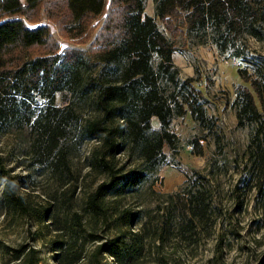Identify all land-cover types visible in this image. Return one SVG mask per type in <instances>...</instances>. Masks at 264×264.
Here are the masks:
<instances>
[{
    "label": "rangeland",
    "instance_id": "374dc122",
    "mask_svg": "<svg viewBox=\"0 0 264 264\" xmlns=\"http://www.w3.org/2000/svg\"><path fill=\"white\" fill-rule=\"evenodd\" d=\"M109 9L110 0H106L103 13L88 18L85 31L77 35L68 33L71 26L62 27L41 7L25 21L30 28L46 26L50 40L46 47L32 50V56L75 49L90 61L88 73L92 75V49ZM144 12L154 18L153 0H144ZM155 21L175 45L176 79L182 83L192 78V86L201 92L199 102L209 128L199 125L188 112L173 117L169 131L177 139L176 148L171 151L164 145V164L155 172L146 170L129 146L123 148L115 159L116 169L121 174L143 171L145 180L125 195L108 196V214L98 220L86 206L88 196L107 181L93 166V151L99 142L84 136L86 123L97 116L93 93L78 98L58 94L52 106L57 111L52 112L70 116L53 151L46 137L37 136L31 127L0 134V163L18 183V194L34 210L24 215L9 208L3 200L5 187L0 176V264H19L5 247L17 249L20 245L36 250L37 264H60L58 259L68 247L70 255L83 257L78 264H90L97 247L108 246L116 237L130 241L135 234L143 248L123 264H264V175L248 151L258 126L239 127L236 119L237 94L244 89L253 96L264 123V23L259 26L260 39L245 32L227 36L228 46L222 50L211 27L170 37L157 18ZM157 64L154 56L152 65L156 68ZM253 82L263 92L262 105ZM161 85L166 93L176 91L174 84L163 79ZM71 105L74 111L68 109ZM31 107L33 117H40L47 102L36 96ZM151 125L159 130L156 118ZM61 155L65 157L62 163ZM189 187L206 192L210 211L194 232L184 234L187 207L182 198L187 199L184 195ZM176 193L180 197L168 198ZM125 210L134 215L130 226L121 225L118 217ZM42 212L48 215L41 221L37 214ZM51 213L55 221L50 219ZM98 257L103 264H122L104 252Z\"/></svg>",
    "mask_w": 264,
    "mask_h": 264
},
{
    "label": "trees",
    "instance_id": "16d2710c",
    "mask_svg": "<svg viewBox=\"0 0 264 264\" xmlns=\"http://www.w3.org/2000/svg\"><path fill=\"white\" fill-rule=\"evenodd\" d=\"M153 1L154 18L145 14L144 0H110L108 15L92 49L91 75L88 73L90 61L75 49L32 56V50L47 46L50 32L44 25L30 28L25 20L44 7L49 18L62 27L71 26L68 33L80 35L88 18L103 13L106 0H0V134L31 127L37 136L46 137L48 148L53 151L61 137L59 132L70 116L52 112L57 111L52 109L56 96L66 92L78 98L92 91L97 116L86 123L84 136L99 142L93 151V166L107 181L88 196L86 206L91 217L98 220L108 214V196L125 195L145 180L143 171L121 174L116 169L115 159L123 148L129 146L147 166L146 170L155 172L164 164V145L171 151L176 148L177 139L169 131L173 117L188 112L199 125L209 128L203 103L199 102L203 96L192 86V78L182 83L176 79L178 68L172 61L175 45L158 30L155 18L170 37L211 27L222 50L228 46L227 36L245 32L256 39L262 37L259 26L264 23V0ZM154 56L158 59L156 68L152 65ZM162 79L174 84L176 91H163ZM253 88L262 105L263 92L255 82ZM36 96L46 101L47 107L40 117L34 118L31 103ZM237 97V125L258 126L248 151L259 173L264 175L262 115L248 90L242 89ZM68 109L74 111L72 105ZM152 118L157 119L159 130L152 128ZM64 160L61 155L59 161ZM0 176L5 187V204L24 215L33 212L26 199L18 194L15 178L1 163ZM173 196L180 197V193L168 198L171 200ZM184 196H187L182 198L187 207L184 234H191L197 223L208 218L210 202L206 192L199 189L189 187ZM37 215L42 221L48 214ZM49 216L55 221L53 213ZM118 217L123 226H130L134 221V215L127 210ZM137 236L131 235L130 241L116 237L108 246L100 245L89 258L90 264H103L98 257L101 252L122 264L136 258L143 248ZM70 248L58 259L60 264H78L83 258L70 255ZM5 249L12 261L37 264L36 250L32 247L20 245L17 249Z\"/></svg>",
    "mask_w": 264,
    "mask_h": 264
}]
</instances>
